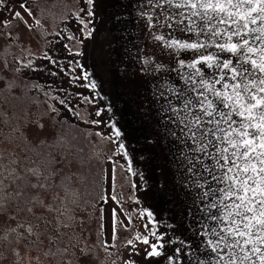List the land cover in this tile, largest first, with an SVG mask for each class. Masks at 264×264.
I'll return each instance as SVG.
<instances>
[{
  "label": "rangeland",
  "instance_id": "rangeland-1",
  "mask_svg": "<svg viewBox=\"0 0 264 264\" xmlns=\"http://www.w3.org/2000/svg\"><path fill=\"white\" fill-rule=\"evenodd\" d=\"M20 3L26 4L31 16L40 20L48 31H55L65 16L78 11L77 0H3L0 21L3 24L8 20L14 28L12 37L20 38L16 47H9L7 39H0V54L6 55L8 60L23 57L21 47H31L39 53L41 46L37 40L41 41L40 38L45 36L40 27L30 29L15 21V11H20L22 17L30 16L27 9L19 7ZM138 3L139 0H94V16L90 17L89 25L92 34L82 38V54L77 64L82 67L77 66L74 73V77L83 79V73L87 71L88 79H83L86 86L95 81L97 87L88 89L92 94L99 93L98 96L92 95L95 104H91L89 111L80 109V112L94 119L96 107L103 108V124L95 127L106 138L112 135L110 121L115 123L123 133L127 159L123 150L118 151L116 144L102 140L97 132L48 117L46 102L35 94L30 96L28 84L14 85L18 81L13 79L12 73H8L13 80L11 88L8 87L7 76L0 79V151H9L4 155L5 159L0 158L5 162L3 165L0 162V264H15L12 249L17 247L21 251L30 250L33 256L39 254L43 264H127L128 261L169 264L167 257L174 254L175 247L187 251V244L194 246L198 241L192 229L195 217L202 215L198 208L208 201L204 200L200 205L194 203L200 190L193 189L188 183L189 174L186 167L181 166L183 161L179 157L182 145L164 131L149 87L150 82L163 78L176 83L180 81L173 71L166 70L147 77L139 71L141 65L137 56L140 49H143V54L153 55L165 64H171L172 58L157 43L149 40L145 22L137 16ZM6 33L7 28L3 26L0 34ZM175 35L185 38L188 34L177 31ZM11 60L9 63L13 64ZM109 105L110 112L107 111ZM16 124L19 136L12 138L10 128L14 129ZM113 153L118 171L123 166L122 174L136 187L125 183L124 189L116 190L117 194L124 193L119 209L127 211L125 202L129 198L134 208L133 222L126 228L120 226L116 243L134 239L132 245L128 244L122 250L120 262L111 260L110 263L115 254L111 255L109 246H106L107 250L104 248L101 231L104 220L98 218L100 210L97 204L100 194L105 195L108 190L105 162ZM30 155L41 158L43 165L44 173L36 182H32L29 171ZM129 163L132 172H127ZM197 171L203 172V169L198 168ZM201 179L207 180L204 191L216 187L210 176H202ZM41 184L46 187L41 188ZM109 190L111 193L112 189ZM33 199L36 203L29 210L25 203ZM42 199L52 206V212L39 205ZM145 208L154 213L157 222L154 228L147 213L143 212ZM57 209H65V215L67 211L73 220L80 221V228L73 227L74 241L69 246L63 240L53 245L49 238L50 223L60 220L59 213L54 212ZM17 211L22 212L19 217ZM22 217L26 220L30 217V227L43 232L29 234L25 227H19L17 231L22 233L19 244L16 243V233L9 234L7 240L3 239L9 225L15 227ZM150 231L166 233L168 238L175 236L179 240L175 246L165 244L162 255L147 257L150 247L135 239V233L144 236ZM150 240L155 242L154 237ZM45 252L48 253L46 257L43 256ZM104 257H107L106 261Z\"/></svg>",
  "mask_w": 264,
  "mask_h": 264
},
{
  "label": "snow or ice",
  "instance_id": "snow-or-ice-1",
  "mask_svg": "<svg viewBox=\"0 0 264 264\" xmlns=\"http://www.w3.org/2000/svg\"><path fill=\"white\" fill-rule=\"evenodd\" d=\"M84 2L87 17H93L94 0ZM20 7L32 14L26 4L21 3ZM136 9L138 19L145 22L149 40L172 58L171 64H165L153 55L143 54L140 49L137 56L141 65L139 71L145 77L166 70L177 73L180 83L167 78L150 82L151 96L158 106L157 114L164 131L182 145L179 151L183 161L181 166L186 167L191 187L200 190L194 203L200 205L204 200L208 201L198 208L202 215L195 217L192 230L198 241L194 246L187 244V251L175 247L174 254L167 257L169 264H264V0H139ZM84 12L85 9L80 8L73 16L78 21L79 31L87 38L92 34L89 30L91 19L85 18ZM13 15L16 22L32 28L20 11ZM64 19L71 17L65 16ZM3 26L7 33L0 34V39H7L9 47L17 44L20 38L12 37L14 28L10 22L3 21ZM35 26L43 29L40 20L35 21ZM177 31L188 35L178 38ZM42 35L47 33L42 32ZM55 36L61 37V33L57 32ZM67 39L75 44H65L61 37L46 40V51L39 53L31 47H22L24 56L15 57L14 65L8 62L6 55L0 54V79L9 72L14 79L24 71H49L55 77L57 73L43 65V61L62 70L73 64L75 55L82 54L76 45H82L83 39H77L74 34ZM58 44L62 48L58 49ZM58 56H62L67 64L61 65ZM88 75L85 71L83 79H88ZM73 79L79 80L80 77ZM12 82L8 81L9 84ZM34 86L42 87L39 84ZM86 87L95 89L97 85L92 81ZM81 96L82 93H76L77 98ZM83 102L95 104L88 96L83 97ZM59 103L64 110L70 107L63 98ZM49 110L59 114L54 105H49ZM111 110L109 105L107 111ZM73 111L86 123L103 124L104 109L99 106L94 119ZM109 126L112 135L106 138L99 132L96 135L116 144L127 159L122 131L111 121ZM113 156L107 159L112 160ZM198 168L203 172L197 171ZM132 171L129 163L127 172ZM122 173L123 166L118 171L114 163L109 176L112 191L108 197L101 193V200L110 198L120 202L124 193L117 194V189H124L125 183L136 187ZM202 176H210L216 187L204 191L207 180L201 179ZM143 212L147 213L154 228L157 223L154 213L147 208ZM112 216V239L116 240L123 222L115 209ZM19 227V224L16 227L9 225L3 239L7 240L9 234L16 233V243L19 244L22 236L17 231ZM27 231L31 234L30 226ZM150 237H154L155 242ZM135 239L150 247L147 257L162 255L165 244L175 246L179 240L156 231L144 236L137 232ZM127 243L132 245L133 240L128 239ZM12 252L16 257L15 264H43L41 256H33L30 250L21 251L17 247ZM47 255L43 253V256ZM127 264L135 262L128 261Z\"/></svg>",
  "mask_w": 264,
  "mask_h": 264
},
{
  "label": "trees",
  "instance_id": "trees-1",
  "mask_svg": "<svg viewBox=\"0 0 264 264\" xmlns=\"http://www.w3.org/2000/svg\"><path fill=\"white\" fill-rule=\"evenodd\" d=\"M20 5H21V3H20ZM20 5H19V7H20ZM77 6H78V8H77L78 10L80 8H84L85 12L82 13V15L85 18L90 19V17H87V4L84 2V0H77ZM68 17H71V19L61 20V22L58 25V28L55 31H48V30H46V27H44L45 29H43L42 32H46L47 35L40 38L41 50L46 51V48L44 47L46 40H56V39H60L62 37L65 44H67V43L75 44L74 41L70 42L67 39V37L69 35L74 34L77 37V39H82L84 37V35L79 31L80 26H79L76 18L73 16V13L69 14ZM23 19L25 21H27V25L32 26V28H34V27L36 28V26H35L36 20L34 19L33 15L32 16L30 15L29 17L25 16V17H23ZM65 25H67V29H65ZM2 27H3V24H2V21H0V32L2 31ZM57 32L61 33V37L55 36V33H57ZM7 43H9V41ZM17 44H19V43H17ZM17 44H12V45L16 47ZM57 48L58 49L62 48V45L58 44ZM76 49H78L80 51V45H76ZM73 55H74V53H73ZM57 59L61 65L67 64V61L64 60L62 58V56H58ZM9 60H11V59H9ZM9 60H8V62H10ZM78 60H79V55H75V59H74L73 64L68 65L66 68H63L62 70L57 68L56 65L50 64L48 61H43L42 62L43 65H47L51 71H55L57 73L55 77L50 75L49 71H33V72L24 71L23 73H21L20 75H18L17 77L14 78L15 81H18L17 83H14V85H19V83L28 84L29 91H30V92H28L29 95L32 96L33 94H35L40 99H43L42 101H45L46 105H47L48 117L53 118L56 122L65 123V124H72L76 127H81L83 129H87L90 131L99 132L96 129L95 125H93L91 123H86L84 120L78 118L73 111V110L80 111V109L83 111H89L92 103H84L83 102L84 96H88L90 98V100H93V96L90 95V94H92L91 90H89L88 87H86L84 80L80 79V80L76 81L73 79L75 70L77 68ZM11 63L15 64V58H13L11 60ZM5 76L8 77V81L12 80V76L9 75L8 73H6ZM12 84H13V82L11 84L8 83V85H9L8 87L11 88ZM35 84L42 85V87H39V88L35 87L34 86ZM46 92H47V95H46ZM76 93H82V96L77 98ZM61 98L65 99L68 102V105H70V107H68L67 110H64V106L60 105L59 100ZM2 101H5V99H3ZM49 105H54L59 110V114L56 112H51L49 110ZM31 121H32V119H31ZM16 126H17V124L14 125V129L10 128V132H11L10 135L12 138H17L19 136L18 131L16 129ZM13 132L15 134V137L13 136ZM103 137H105V136H103ZM108 145L110 146L109 142H108ZM8 152L9 151H0V158L5 159L4 155ZM11 154L14 155L13 153H11ZM11 154H10V156H11ZM30 157H32V158H30L31 161H30L29 171H31V173H32V176H31L32 180H33L32 182H36L37 180H39L42 173H44L43 169H42L43 165L40 161L41 158H34V156H32V155H30ZM114 157H115V155L113 156L112 160L107 159V163L105 162L106 179L109 178V176H110V172H111L112 166L114 164ZM3 164H5V162H1V165H3ZM17 170H18V167H17ZM107 186H108V190L105 193L106 197H108L110 195V190H109L110 180L109 179L107 180ZM39 202H40L39 205L42 208H44V210H50L52 212V206L50 204L44 203L43 199L40 200ZM21 203H24V202H21ZM34 203H36V200L33 199L31 201L26 202L25 205L30 210L31 208H29V207H33ZM120 204H121V201L120 202L113 201L110 198L105 199V200L99 199L98 204H97V206L99 207V210H100V214L98 215V218L101 217V219L103 218V220H104V223H102L103 229L101 230L102 231V237L104 238L103 239V243L105 246L104 248L106 249V246H109L108 249H109V252H111V255L115 254L109 260L110 263H111V260L113 261V263L116 261L120 262V258L122 256V254H121L122 250H124L125 247H127V245H128L127 240L125 242L116 243V240L112 239V227H113L112 210L113 209L116 210L119 219L123 222L121 226L128 225V224L133 222L132 216H133L134 208L132 205L133 203H131V199L129 198L125 202L126 206L128 207L127 211H121L119 209ZM64 210L65 209L55 210L54 211L55 213H59L60 220L59 221L57 220L56 223H55V221L50 223V229L51 230L49 231V236H50L49 238L52 239L53 245H54V243H60L61 240L66 242L65 243L66 245H68V246L71 245L74 241L73 227H79L80 228V221L79 220L78 221L73 220L67 211H66L67 215H65ZM26 211H28V210H26ZM36 212H39V211H36ZM51 212H49V213H51ZM16 214H17V217H19L22 214V212L17 211ZM34 214H35V212H33V215ZM28 216H31V214ZM34 217H35V215L33 216V219H34ZM20 219L21 220L18 223L20 225V228L25 227L26 228L25 230L27 231V228L31 225V223L28 221V219L26 220L24 217H22ZM2 220H4V218H2ZM14 220H15V218H14ZM73 222H75V224H73ZM0 224H2V223H0ZM107 224H109V229H107ZM71 226H72V230H71ZM15 227H16V225H15ZM69 229L71 230V233H67L70 231ZM31 230H32L31 234L36 233V232H39V233L43 232L42 229L37 230L34 226H31ZM97 234L99 235V232ZM130 239L133 240L134 238L132 237ZM114 241H115V243H114ZM113 245H115V246L113 247ZM106 258L107 257H104V259H105L104 261L107 260Z\"/></svg>",
  "mask_w": 264,
  "mask_h": 264
},
{
  "label": "flooded vegetation",
  "instance_id": "flooded-vegetation-1",
  "mask_svg": "<svg viewBox=\"0 0 264 264\" xmlns=\"http://www.w3.org/2000/svg\"><path fill=\"white\" fill-rule=\"evenodd\" d=\"M43 29H45V28H44V26H43ZM43 29H42V30H43ZM35 38H37V37H35ZM39 38H40V37H39ZM36 40H37V39H36ZM37 41L40 43V41H39V40H37Z\"/></svg>",
  "mask_w": 264,
  "mask_h": 264
}]
</instances>
